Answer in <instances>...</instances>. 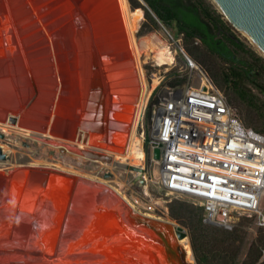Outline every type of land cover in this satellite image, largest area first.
<instances>
[{"label":"bare ground","instance_id":"bare-ground-1","mask_svg":"<svg viewBox=\"0 0 264 264\" xmlns=\"http://www.w3.org/2000/svg\"><path fill=\"white\" fill-rule=\"evenodd\" d=\"M142 13L128 0H0V130L28 138L32 159L0 167V264H185L176 243L136 226L115 192L67 162L136 167L144 180L137 127L159 81L148 85L141 58L173 56L157 33L138 39ZM50 150L65 153L57 166ZM8 151L0 143V166ZM179 242L193 262L188 237Z\"/></svg>","mask_w":264,"mask_h":264},{"label":"built area","instance_id":"built-area-1","mask_svg":"<svg viewBox=\"0 0 264 264\" xmlns=\"http://www.w3.org/2000/svg\"><path fill=\"white\" fill-rule=\"evenodd\" d=\"M173 41L188 80L154 96L147 165L166 191L203 208L204 223L233 230L254 218L264 227V133L243 125L206 69Z\"/></svg>","mask_w":264,"mask_h":264},{"label":"trees","instance_id":"trees-1","mask_svg":"<svg viewBox=\"0 0 264 264\" xmlns=\"http://www.w3.org/2000/svg\"><path fill=\"white\" fill-rule=\"evenodd\" d=\"M146 1L164 24L176 27L177 34H183L184 39L193 44L200 42L201 45L188 46L189 53L198 58L215 85L226 95L229 104L240 117H244L246 127L264 133V98L261 97L264 95V57L233 35L231 27L211 5L199 0H190L189 6L178 1ZM200 47L222 59L227 66L224 69L212 67L201 57ZM243 50L248 56H239ZM169 214L187 228L197 264H264V227H259L257 238L240 261L249 218H242L237 227L226 230L204 223L201 206L178 199L169 204Z\"/></svg>","mask_w":264,"mask_h":264},{"label":"rangeland","instance_id":"rangeland-1","mask_svg":"<svg viewBox=\"0 0 264 264\" xmlns=\"http://www.w3.org/2000/svg\"><path fill=\"white\" fill-rule=\"evenodd\" d=\"M131 7L133 9H142L144 13H142L139 25H138V39L144 37L151 33H157L160 35L165 42L168 49L171 51L173 56V63L166 64L160 66L158 62L152 57H145V54L142 56V67L144 69V75L148 85L153 83V80H158L159 82L154 86L153 91L147 102V108L145 109L144 119L141 124L137 127V137L142 140V150L144 151L145 157L142 160V165L139 167H143L145 169V177L143 182L136 177V173L134 170L129 168H123L121 166H109V162L105 161L108 164H102L98 161L92 160V158L87 157L88 159L83 161L82 163H78L77 156H69L67 162L68 166L73 169L74 174L76 176H83L80 173L91 175L93 181H96L104 186H106L111 191L115 192L118 197H120L132 211L149 215L151 217H155L156 219L160 220L161 222L168 223L170 228L173 229V232L176 230V227H182L184 231L188 233L186 227L179 224L176 220L172 219L169 214V204L173 200H182L191 205L199 206L196 202L182 197L178 195H174L166 191L159 183L157 178V171L153 167H149L148 164V148H147V141L150 138V122H151V107L154 100V96L158 92V90L167 83H173L175 81L181 80V82H186L188 77L186 74L181 72V68L184 67V56L182 53L176 49V45L174 44V40L179 41L180 45L184 48V51L192 57L195 61L201 64L198 58H195L191 53H189L187 47H193L197 43L199 45L200 42L196 41L193 43L184 39L183 34H177V29L175 26H168L164 24L158 16L153 12V10L146 5L144 0H128ZM197 2L198 0H193ZM207 5H211L214 10H216L219 14L222 15V18L228 23L231 27V33L237 36L239 39L243 41V43L255 49L261 56L264 57V54L260 53L254 45L249 41L247 37L235 26L233 25L220 11L214 0H205ZM147 6V8H146ZM144 14V19H143ZM143 20V21H142ZM201 57L205 58L212 67L217 69H224L227 64L222 61L219 57L212 55L205 51L204 48H201ZM199 49V50H200ZM239 56L246 57L248 56L246 51H241ZM150 58V59H149ZM146 60V61H145ZM148 60V61H147ZM202 65V64H201ZM179 75V76H177ZM223 93V91H222ZM224 94V93H223ZM225 95V94H224ZM226 96V95H225ZM264 98V95L261 96ZM239 116V115H238ZM241 122L245 125V120L243 116H239ZM11 140V141H9ZM0 143L6 144L9 147L16 150V153L8 151L6 153L9 154V163L4 166L7 171L10 170L12 163H17L18 165H28L32 162V159L28 157L30 151L28 149L31 147V141L28 138L19 136V135H7L0 130ZM38 151L42 150V147L37 145ZM137 150L139 148H136ZM37 151V152H38ZM111 154V153H110ZM49 155L52 157L49 159V162L53 163L52 166H57L59 163L60 158L65 155L61 150H50ZM2 158V157H1ZM90 158V159H89ZM11 162V163H10ZM108 175V176H107ZM263 209H264V202H263ZM240 224V223H239ZM247 230V238L246 243L243 247L242 253L240 255V261H242L248 253L249 247L253 240L257 238L259 232V226L256 220L250 219L247 226H245ZM177 243L179 244L182 250V256L185 264H197L195 258L193 262H188L185 259V252L183 246L180 244L179 240L177 239L176 234L174 233ZM190 241V240H189Z\"/></svg>","mask_w":264,"mask_h":264},{"label":"water","instance_id":"water-1","mask_svg":"<svg viewBox=\"0 0 264 264\" xmlns=\"http://www.w3.org/2000/svg\"><path fill=\"white\" fill-rule=\"evenodd\" d=\"M214 2L233 25L264 49V0H214ZM155 155L159 157V150L155 151ZM131 169L137 170L136 167ZM139 180L143 182V179L139 178ZM128 212L130 216L134 217L133 220L136 226L145 227L166 242L176 243V251L181 248L176 241L174 233L178 240L183 237H188L189 239V234L182 227L177 226L173 232L168 223L161 222L155 217L139 214L131 209Z\"/></svg>","mask_w":264,"mask_h":264},{"label":"flooded vegetation","instance_id":"flooded-vegetation-1","mask_svg":"<svg viewBox=\"0 0 264 264\" xmlns=\"http://www.w3.org/2000/svg\"><path fill=\"white\" fill-rule=\"evenodd\" d=\"M146 2V5L149 6V4L147 3L146 0H144ZM159 2H166V1H170V2H173V1H178L179 3H183L184 5H187L189 6L190 5V0H158ZM199 1H202L203 3H205V0H199ZM174 25L176 24V22L174 21L173 23Z\"/></svg>","mask_w":264,"mask_h":264}]
</instances>
